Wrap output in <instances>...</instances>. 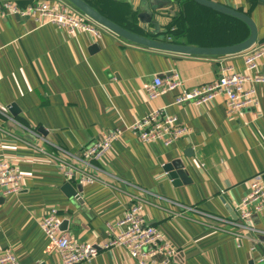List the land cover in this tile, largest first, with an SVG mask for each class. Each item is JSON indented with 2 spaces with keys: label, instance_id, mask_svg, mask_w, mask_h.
I'll use <instances>...</instances> for the list:
<instances>
[{
  "label": "crops",
  "instance_id": "1",
  "mask_svg": "<svg viewBox=\"0 0 264 264\" xmlns=\"http://www.w3.org/2000/svg\"><path fill=\"white\" fill-rule=\"evenodd\" d=\"M37 1L17 0L22 6ZM112 1L113 21L148 35L138 14L141 0L134 1L136 10L127 0ZM213 1L248 12L258 26L257 45L264 44L263 3ZM176 10L172 23L195 13L187 0H180ZM216 33L220 31L202 38L217 43L221 39ZM179 41L202 46L190 43L187 36ZM246 53L195 57L132 44L108 30L96 38L88 32L70 35L55 24L40 26L18 14L0 18V159L9 160L23 176L15 195L3 197L0 187V255L10 249L20 264H61L40 227L47 210L58 209L60 230L71 239L103 244L110 238L108 224L125 215L133 196L143 195L146 220L178 250L174 264H264V211L250 219L259 233L236 225L248 180L264 175V83L256 85L258 114L247 109L236 117L226 113L223 96L204 105H179V89L154 99L146 92L155 77L174 72L189 89L218 80L227 66L246 74ZM257 73L264 75V56ZM160 109L175 116L190 134L167 146L162 141L143 143L126 130ZM13 119L36 129L42 148L57 156L78 153L102 135L123 129L100 160L108 184L71 181L81 191L77 198L69 197L62 172L44 152L28 145L32 140L27 136L36 139ZM176 160H182L187 171L179 183L165 169ZM187 208L219 219L203 220ZM80 264L137 262L125 250L112 248Z\"/></svg>",
  "mask_w": 264,
  "mask_h": 264
},
{
  "label": "built area",
  "instance_id": "2",
  "mask_svg": "<svg viewBox=\"0 0 264 264\" xmlns=\"http://www.w3.org/2000/svg\"><path fill=\"white\" fill-rule=\"evenodd\" d=\"M12 14L32 18L40 26L55 24L70 35L88 32L96 38H102L106 31L66 0H38L26 6L20 5L17 0H0V18ZM168 40L174 39L168 35ZM263 56L264 44H260L247 51L245 55L246 74L236 72L232 66H227L222 69L218 80L189 89L184 86L179 74L174 72L169 76L155 77L154 81L147 86L146 92L150 99H154L166 91L179 89L180 93L176 99V104L179 105L185 103L204 105L213 103L219 96H223L229 117L239 116L247 109H253L254 114L257 115L260 101L256 85L264 83V75L257 72H259ZM13 123L22 126L25 132L36 139V143L26 142L44 152L56 164L68 182L108 184L105 172L100 166V160L110 153L113 143L122 137L123 129L117 128L102 135L93 145L82 148L78 153L57 156L42 148L41 136L36 129L22 125L15 119ZM126 130L143 143L162 141L167 146L188 136L191 132L175 116L167 115L161 109L137 120L126 127ZM22 177V173L13 163L7 159H0V187L3 197H10L20 191ZM248 187L249 192L238 204L240 222L236 225L249 233H259L260 231L250 224V219L252 215L264 211L263 174H256L250 178ZM132 201L122 218L113 224H108L110 238L103 244L77 242L61 232V219L57 208L47 210L40 222V227L56 249L61 264L90 262L102 250L112 248L125 250L137 264H174L178 250L158 227L150 225L146 220L145 197L135 195ZM187 209L200 213L203 220L219 219L214 214L202 212L197 208ZM201 223L205 224L204 221ZM255 249V246H252V250ZM0 264H20V262L12 250L6 249L0 255Z\"/></svg>",
  "mask_w": 264,
  "mask_h": 264
},
{
  "label": "water",
  "instance_id": "3",
  "mask_svg": "<svg viewBox=\"0 0 264 264\" xmlns=\"http://www.w3.org/2000/svg\"><path fill=\"white\" fill-rule=\"evenodd\" d=\"M77 10L85 14L99 26L105 28L109 32L114 33L119 38L152 50L169 52L181 55H190L195 57H224L235 54H240L249 51L255 47L260 41L258 26L255 20L245 11H241L230 6L221 4L213 0H193L194 2L210 8L223 15L233 17L245 23L249 28V35L243 41L221 46H199L175 42L168 40L169 26L172 23L169 19L178 16L176 6L180 0H141L139 18L143 24L142 28L147 31L148 35L130 30L112 19L108 18L89 4L86 0H66ZM135 0H127L131 8L137 9L134 5ZM264 4V0H258ZM148 13V16L144 14ZM165 19V20H163ZM172 20V19H171ZM170 21V22H169ZM151 24V25H150ZM152 26L151 29L148 27ZM163 27H165L163 29ZM16 106L12 105L11 112H16ZM33 141V138L27 136ZM182 160H176L170 164H166L165 169L169 172L170 177L175 183H179L182 179L185 180L187 171L184 169ZM264 177V175H263ZM65 192L69 197H78L80 187H74L72 183L67 182L64 185Z\"/></svg>",
  "mask_w": 264,
  "mask_h": 264
},
{
  "label": "trees",
  "instance_id": "4",
  "mask_svg": "<svg viewBox=\"0 0 264 264\" xmlns=\"http://www.w3.org/2000/svg\"><path fill=\"white\" fill-rule=\"evenodd\" d=\"M86 1L102 14L112 19L109 12L112 0ZM187 2L195 13H192L190 17L188 15L186 17L182 16L180 21L177 20L178 22L170 24L169 34L175 42H180L179 38L187 36L190 43L201 42L202 46H221L243 41L249 35V28L242 21L201 6L193 0H187ZM184 10H186L185 6ZM124 27L130 29L128 26ZM217 29L220 31V33H216L221 39L219 42L210 43L208 42L209 40L202 38L210 36L211 32H216Z\"/></svg>",
  "mask_w": 264,
  "mask_h": 264
}]
</instances>
